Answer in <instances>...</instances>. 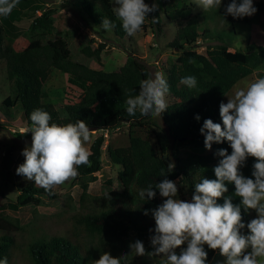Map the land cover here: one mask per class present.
I'll use <instances>...</instances> for the list:
<instances>
[{"label":"trees","instance_id":"1","mask_svg":"<svg viewBox=\"0 0 264 264\" xmlns=\"http://www.w3.org/2000/svg\"><path fill=\"white\" fill-rule=\"evenodd\" d=\"M45 1L19 0L9 16H0V62L4 64L9 83V95L3 99L1 106L7 109L18 107L21 111L25 132L18 135L22 138H31L28 132L31 126L30 114L35 109L50 114V125H66L84 120L91 131L99 132L100 135L90 144V165L77 168L76 183L81 190L78 210L65 218L69 226L59 235L46 233L37 220L21 225L7 214L8 210L17 212L23 207L40 206L44 198L56 199L52 190V194H49L35 185L34 181H30L19 190L15 201L0 204V260L7 258L8 264H12L10 260L15 250L21 248L28 264H93L103 252H109L116 258L128 255L127 264H131L138 255L131 252L129 245L136 240L143 242L146 252L153 251L150 237L155 234V220L151 210L162 203L156 184L165 178L174 182L180 179L191 197L195 184L202 178L216 179L214 167L222 159L216 155L217 151L227 149L228 154H231L232 149L227 141L214 143L211 150L206 149L200 129L205 119H212L222 125L219 105L224 95L239 80L252 75L256 69H260L258 75L264 78V55H261L264 39L260 45L249 42L244 49L230 51L233 41L227 35L228 32L236 35L235 26H249L255 20L264 36V0L253 3L256 13L243 18H233L226 14V6L231 0H222L219 8H210L200 13H191L190 4L174 11V36L166 47L179 52L165 76L169 84L166 97L169 99L168 108L158 117L162 125L168 128L169 135L175 139L172 147L175 168L170 173L167 171L170 163L169 142L164 127L157 124V117H145L139 111L135 116H129L126 111L127 97L138 94L140 81L152 76L149 68L132 51L127 54L119 70L114 72L92 69L76 61L66 41L53 36V10L45 9ZM77 1L86 20L104 29L102 21L108 19L113 25L109 31L115 37L123 39L127 35L113 12L112 0ZM146 4L151 6L153 3L150 1ZM160 6L165 18L170 19L165 2H161ZM23 16L31 19L25 33L16 26V22ZM147 16L153 34L160 35L162 22L158 8ZM212 18L219 19L220 30L208 28L207 23ZM21 35L27 40L21 49H17L14 43ZM199 38L218 44L204 55L199 54L193 50ZM104 48V43H99L95 49L84 44L79 47V51L87 59L99 63ZM53 70L66 75L68 86V92L64 91L67 93L64 102L58 104V108L46 100L44 90ZM189 75L197 78V87L192 90L180 84V79ZM197 114L200 116L199 121L195 119ZM123 125L128 127V145L106 148L108 161L119 167L117 179L122 190H110L100 197L90 196L89 183L96 180L94 174L101 168L102 134L111 133ZM137 130L149 131L148 138L138 135ZM255 162L254 157L247 158L245 166L240 169L244 176L254 179L252 171ZM162 169L165 171L164 176H161ZM225 184L228 191L217 203L222 205L224 197H230L234 204H240L241 198L235 195L234 184ZM149 185L156 192L155 198L148 200L146 197L141 200L139 192ZM145 210H148L147 215ZM55 218V221L61 220ZM254 218V210L244 211L242 207V222L245 225ZM22 231L28 235L24 243L19 245L13 233ZM241 231L248 233L247 227ZM204 248L208 253V264L217 250H211L207 245ZM158 264H164V261Z\"/></svg>","mask_w":264,"mask_h":264},{"label":"clouds","instance_id":"2","mask_svg":"<svg viewBox=\"0 0 264 264\" xmlns=\"http://www.w3.org/2000/svg\"><path fill=\"white\" fill-rule=\"evenodd\" d=\"M222 0H197L204 11L219 8ZM19 0H0V16L7 17L18 5ZM145 0H115L113 12L121 21L123 31L133 36L141 30L147 14L157 10ZM226 14L233 18L249 17L256 13L253 0H231L226 6ZM155 20V17L153 18ZM102 27H113L112 22L103 19ZM191 62V61H189ZM259 72L260 69H256ZM180 84L189 90L197 87L195 76H185ZM138 94L126 99L127 113L135 116L161 117L167 110L169 84L162 72L140 81ZM228 97V96H227ZM221 123L205 119L200 129L204 136V146L211 150L214 143L227 141L232 149H219L216 153L222 159L214 167L216 179L202 178L196 183L191 200L177 198L176 182L165 178L157 183L163 202L151 214L155 220L154 235L150 237L153 251L146 252L142 241L136 240L129 245L131 252L138 256H159L163 254L164 264H206L208 253L204 245L211 250L219 249L226 258L225 264H264V78H257L245 87H237L234 96L227 103L219 105ZM197 121L200 116H195ZM51 116L42 109L30 114L31 146L25 147L22 155L24 163L16 169L17 175L24 176L49 194L56 186L64 184L78 175L80 165H90L89 149L85 146L91 139V131L84 120L58 125L49 121ZM248 157H254L252 177L240 171ZM175 164L168 163L167 171L174 170ZM165 171L161 170V176ZM225 182L234 184L235 195L241 198L240 204H234L230 197H224L223 204L217 201L228 191ZM141 200L155 198L156 192L149 185L139 192ZM244 211L255 210L256 218L245 225L242 222ZM148 210H145V215ZM247 227L248 233H242ZM187 242L179 254L175 249ZM250 249V251H249ZM128 255L119 258L109 252H103L93 264H127ZM0 264H8L7 258Z\"/></svg>","mask_w":264,"mask_h":264},{"label":"rangeland","instance_id":"3","mask_svg":"<svg viewBox=\"0 0 264 264\" xmlns=\"http://www.w3.org/2000/svg\"><path fill=\"white\" fill-rule=\"evenodd\" d=\"M150 1L158 6L157 8L162 22V33L158 36L153 34L147 16L139 32L133 36L126 35L123 39L115 37L111 30H104L99 26H95L88 19L86 20V15L79 9L77 0H47L45 1L44 7L45 9L53 10V36L55 38H62L66 41L73 59L76 61L92 69L114 72L119 70L124 64L127 54L132 51L149 68L152 76L156 72H162L164 76H166L168 69L175 63L179 52L178 50L166 47V44L170 42L174 36V19L176 18L174 11L176 9L180 10L184 5L188 6L189 4L191 6V13H200L203 12L204 9L196 4L197 0H145V3ZM161 2H165L166 11L170 19L165 18L164 11L160 6ZM257 2L258 0H253L254 4ZM112 6L113 8L115 7V0H112ZM30 21L31 19L23 16L16 22V26L22 33H25ZM207 26L210 29H221V23L218 18H212L211 22L207 23ZM235 30L236 35H233L231 32L227 33L233 41V47L229 49L230 51L244 49L249 42L256 45H260L263 42V32L258 27L255 20H252L249 26H235ZM25 40L27 39L21 35L14 43L15 47L21 49L26 43ZM99 43L105 44V48L100 55L99 63L87 59L79 51L81 45L88 44L91 49H95ZM217 44V42H209L199 38L193 50L196 53L204 55L208 49ZM261 55H264L263 50L261 51ZM258 73H261V71L239 80L224 95V103H227L228 97L234 96L237 87H245L246 83H250L257 78H263L259 76ZM44 90L47 95L46 100L58 108V104L64 102V96L67 95L64 91L68 92L66 75L60 71L53 70L45 83ZM70 92L74 91L71 90ZM7 95H9V83L6 79L4 64L0 62V204L12 203L15 201L19 194V190L30 182L24 176L17 175L16 169L21 165V161L25 159L22 155V151L25 147L31 146V138H22L18 135V133L25 132V123L19 108L11 107L7 109L1 106V102ZM168 102L169 99H167V103ZM156 121L157 124L164 127L158 117ZM127 132V125H123L111 133L102 134L104 140L102 144L103 153L101 157V168L99 172L94 174L96 180L89 183L88 193L90 196L100 197L110 190L121 192L122 186L117 179L119 167L112 165L108 161L106 148L108 146L111 148L126 147L128 145ZM148 133L150 132L137 130V134L141 137L148 138ZM99 135V132L93 131L90 141L87 142L85 146L89 149L92 141ZM76 182L77 179L75 177L53 188L52 191L57 196L54 200L44 198L40 206L23 207L17 212L8 210L7 214L17 219L21 225H25L32 220H37L46 233L59 235L69 226V224L64 221L65 218L78 210V200L81 190ZM108 182L110 185H108ZM175 182L178 187L177 198L190 201L191 197L186 193L181 180L177 179ZM164 199L165 198L161 197L162 202ZM254 212L256 218L257 213L255 210ZM55 217H59L61 220L55 221L57 219ZM1 234L2 232L0 231V235ZM13 234L19 245H21L22 242L24 243L28 235L26 231ZM22 247L24 249V246ZM186 247L187 242L180 248L175 249V251L179 254L181 248ZM24 254V250L22 251L21 248L20 250H15L10 260L11 263L28 264L26 255ZM164 260L163 254L151 257L144 255L138 256L136 261H133L131 264H158V262ZM225 260L226 258L220 255L219 249H217L215 255L208 264H225Z\"/></svg>","mask_w":264,"mask_h":264},{"label":"water","instance_id":"4","mask_svg":"<svg viewBox=\"0 0 264 264\" xmlns=\"http://www.w3.org/2000/svg\"><path fill=\"white\" fill-rule=\"evenodd\" d=\"M164 130H165L166 138H167V140L169 142L168 158H169L171 163H175V158L173 157V153H172V147H173V144L175 142V139L169 135L168 128L166 126L164 127Z\"/></svg>","mask_w":264,"mask_h":264}]
</instances>
